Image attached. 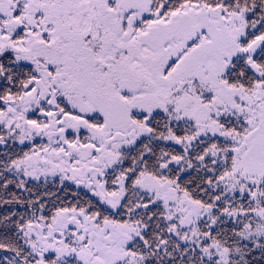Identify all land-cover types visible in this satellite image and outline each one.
Instances as JSON below:
<instances>
[{
  "label": "snow or ice",
  "instance_id": "obj_1",
  "mask_svg": "<svg viewBox=\"0 0 264 264\" xmlns=\"http://www.w3.org/2000/svg\"><path fill=\"white\" fill-rule=\"evenodd\" d=\"M0 264H264V0H0Z\"/></svg>",
  "mask_w": 264,
  "mask_h": 264
}]
</instances>
